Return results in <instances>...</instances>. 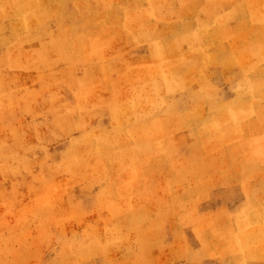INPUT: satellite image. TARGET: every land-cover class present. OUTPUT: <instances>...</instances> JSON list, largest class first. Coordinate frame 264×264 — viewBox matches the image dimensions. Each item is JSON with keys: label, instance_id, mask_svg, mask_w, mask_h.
<instances>
[{"label": "rangeland", "instance_id": "1", "mask_svg": "<svg viewBox=\"0 0 264 264\" xmlns=\"http://www.w3.org/2000/svg\"><path fill=\"white\" fill-rule=\"evenodd\" d=\"M262 227L264 0H0V264H264Z\"/></svg>", "mask_w": 264, "mask_h": 264}, {"label": "bare ground", "instance_id": "2", "mask_svg": "<svg viewBox=\"0 0 264 264\" xmlns=\"http://www.w3.org/2000/svg\"><path fill=\"white\" fill-rule=\"evenodd\" d=\"M101 154V153H100ZM263 216V215H262ZM248 217V216H247ZM255 223V222H254ZM263 228V227H262ZM260 229V228H259ZM264 229V228H263Z\"/></svg>", "mask_w": 264, "mask_h": 264}]
</instances>
